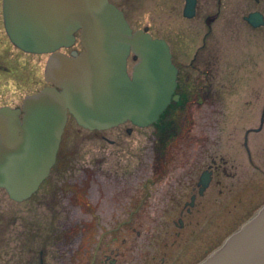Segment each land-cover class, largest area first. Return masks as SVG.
I'll use <instances>...</instances> for the list:
<instances>
[{
    "label": "flooded vegetation",
    "instance_id": "af4514ba",
    "mask_svg": "<svg viewBox=\"0 0 264 264\" xmlns=\"http://www.w3.org/2000/svg\"><path fill=\"white\" fill-rule=\"evenodd\" d=\"M109 1L123 12L130 25L129 13L135 11L139 3L146 2ZM129 1L136 4L129 8L126 4ZM148 1L152 6L153 24L135 29L146 28L153 37L168 43L177 67L176 93L179 100L170 106L165 120L152 125L150 147L143 148L140 167L127 176L130 185L125 187V193L123 191L115 196L103 184L94 191L92 177L88 178L87 187L84 193L81 192L83 202L80 203L85 218L80 217V210L70 204L76 209L74 222L72 213L67 214L59 227L58 220L54 218L50 224L52 234L45 237L50 241L45 239L39 244L30 243L33 248L28 249L24 258L20 255L19 259L8 258L5 264H72L75 252H81L84 257L77 264H167L165 246L169 247V244L165 241L170 224L176 230L173 235L175 241L181 238L185 229H191L190 236L196 235V229L205 215L204 210L211 211V221L210 217L207 221L212 222L213 227L218 221L217 208L227 209V216L231 218L228 225H233L234 222H242L264 202V24L255 29L245 21V16L251 11L260 13L264 21L263 8L255 9L262 0H195L191 18L180 16V24L167 26L165 2L170 13L175 14L180 1L184 4V0ZM158 15H161V23ZM155 21L159 27H155ZM241 22L252 30H261L258 33L259 52L256 53L260 58L255 63V54L248 53L243 54L238 63L223 62L218 50L225 40L229 47L236 45L242 37L239 29ZM219 33H223V37H218ZM225 34H229L228 38ZM177 49L181 53V63L175 60ZM233 105L242 114L257 109L255 118L258 124L244 130L239 143L242 148L238 150L255 175H245L247 178L234 192L232 179L236 175L227 170L228 158L213 149L205 156L209 163L203 171H207L208 186L200 194L199 180L203 172L201 141H209L214 127L209 132L203 129L209 128L213 119L211 115L215 116L216 123H221L226 114L233 112ZM208 114L211 115L208 117ZM135 130L143 129L130 124L117 126L110 130L117 131V135L114 138L104 136L103 140L114 145L124 133L131 135ZM250 134L257 135L253 138L257 139L255 146L250 144ZM105 161L103 154L102 165ZM197 170H200L198 174ZM225 179H230L231 183L227 184ZM224 189L228 196L218 200ZM93 194H98L95 200ZM113 198L114 201L109 203ZM102 218L114 228L100 229L95 234L87 233L86 228L84 230L85 222L95 220L99 227L103 224ZM79 223L81 231L75 227ZM214 238L218 240L215 228L209 233V239ZM174 241L170 246L174 245ZM67 253L69 259H66Z\"/></svg>",
    "mask_w": 264,
    "mask_h": 264
},
{
    "label": "water",
    "instance_id": "95a60500",
    "mask_svg": "<svg viewBox=\"0 0 264 264\" xmlns=\"http://www.w3.org/2000/svg\"><path fill=\"white\" fill-rule=\"evenodd\" d=\"M193 6L187 0L186 16ZM2 16L16 48L50 54L44 80L51 87L26 96L21 109L0 108V188L9 199H28L47 177L68 115L87 130L127 121L144 127L169 103L176 69L167 44L132 32L108 0H2ZM248 21L260 24L257 14ZM77 32L82 51L57 52ZM130 53L137 62L129 76ZM198 264H264V205Z\"/></svg>",
    "mask_w": 264,
    "mask_h": 264
},
{
    "label": "rangeland",
    "instance_id": "374dc122",
    "mask_svg": "<svg viewBox=\"0 0 264 264\" xmlns=\"http://www.w3.org/2000/svg\"><path fill=\"white\" fill-rule=\"evenodd\" d=\"M126 4L130 8L136 3L129 1ZM182 5L183 2L180 1L178 12L173 14L167 9V3L165 2V26L180 24ZM259 7L264 10V0L256 5L255 9L257 10ZM151 10L152 6L148 0L139 3L135 11L130 12L128 15L132 27L135 29L152 25ZM158 21L161 23V15H158ZM154 24L155 27H159L156 21ZM239 29L242 37L235 43L237 46L235 47L232 44L229 47L225 40L221 44L223 47L218 50L219 55L223 62L235 64L243 59V54L254 53L256 63V60L260 58L256 53L259 52L257 46L258 33L261 30H252L243 22L239 24ZM222 34L219 33L218 37H223ZM225 35V38H228L229 34ZM208 44H210L209 41ZM174 53L176 62L181 63L179 49ZM46 60L47 55L25 54L8 42L2 24L0 0V107L5 105L18 107L23 97L33 94L47 85L43 80V69ZM131 65L132 62H130ZM221 69L223 73L226 72L223 66ZM240 89H243V87H240ZM232 107L233 112L226 114L221 123L220 121L218 123L214 121V115H207L208 117L211 115L213 119H211L209 128L203 130L209 132L214 127V131L211 133L212 140L209 137V143L201 141V171L209 163L205 158L206 154L215 149L219 155L228 158L227 170L230 169L231 173L236 175V178L232 179L233 191L235 192L247 178L245 175H255L251 172L252 168L246 159H242L239 155L238 150L242 148L239 143L244 130L250 126L256 127L258 123L255 118L257 109L253 108V110H249V113L244 112L242 114L236 111L234 105ZM151 132L152 128H146L135 130L131 135L124 133L122 138L118 142L116 141V144L111 145L106 143L103 137L114 138L117 131L90 133L79 128L73 119L69 118L60 145L57 165L52 170L49 180L42 185L40 190L30 200L15 203L0 189V264H5L8 258L19 259V255L24 258V254L29 252V248L28 246L24 248L25 245L23 246V244L27 243L28 240L35 238L34 242L37 244L44 242L45 239L50 241V238L45 237L50 233L52 234L53 230L51 231L52 226L50 224L53 223L54 218L58 220L56 221L58 227L67 218L68 213H72V222H74L77 217L76 209L80 210V217L85 218L82 214L83 207L80 206L79 202L81 201V193L79 192L84 193L90 177H92L91 185L94 191L99 187L98 185L103 184L115 196L123 191L125 193V187L130 185L127 176L140 167L142 162L140 155L143 148L145 146L150 147ZM256 137V134L249 135L250 144L254 143V146L256 145L257 139H253ZM213 139H216L214 144H212ZM103 154H105L106 159L104 165H102ZM231 166H234V168H230ZM101 169L107 173V176L102 173ZM199 172L200 170L196 171L197 174ZM225 181L227 184L231 183L230 179H225ZM97 195L93 194L94 200ZM227 196L228 192L224 189L223 195L218 197V200H222ZM111 201H114V198L109 203ZM105 203L109 205L108 201ZM70 204L76 209H73ZM204 211L205 213H202L205 215L202 217L201 225L196 229L197 232L194 236L189 234L191 229H185L182 231L181 238L174 241L173 235L176 230L172 224L169 225V236L165 241V244H169V247L165 246L167 264L195 263L240 222L228 225L231 218L227 216V209L217 208V225L212 227L213 223L207 221L209 217L211 221L212 216L209 215L211 211ZM170 213L172 214V211ZM105 217L108 218V215H105ZM80 223L75 227H78L81 231L82 226ZM85 223L84 230L86 228L89 234L99 233L100 229L114 228L105 218H102L101 223L103 224L99 227L95 224V220ZM213 228L216 229L218 240H215V238L209 239L210 230ZM37 232L38 234H36ZM173 241L174 245L170 246ZM66 255V259H69V253ZM82 259L84 257H82L81 252H75L72 255V264H77Z\"/></svg>",
    "mask_w": 264,
    "mask_h": 264
}]
</instances>
